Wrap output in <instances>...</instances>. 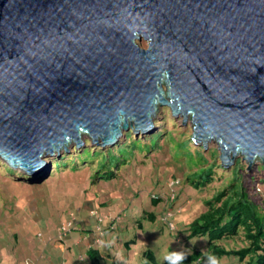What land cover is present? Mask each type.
<instances>
[{"label": "water", "instance_id": "1", "mask_svg": "<svg viewBox=\"0 0 264 264\" xmlns=\"http://www.w3.org/2000/svg\"><path fill=\"white\" fill-rule=\"evenodd\" d=\"M163 107L224 169L264 165V0H0L12 166L35 173L83 138L150 133Z\"/></svg>", "mask_w": 264, "mask_h": 264}, {"label": "rangeland", "instance_id": "2", "mask_svg": "<svg viewBox=\"0 0 264 264\" xmlns=\"http://www.w3.org/2000/svg\"><path fill=\"white\" fill-rule=\"evenodd\" d=\"M138 45L144 49L146 44L140 40ZM152 127L150 133L138 136L131 130L124 131L113 147L102 148L83 138L78 148L73 144L67 152L61 150L42 158L45 164L35 173L13 171L0 159V264H88L86 250L95 239L99 242L94 248L103 257L100 264H145L142 254L147 250L154 251L161 264L170 256L188 254L196 247L204 249L205 238L187 239L188 226L206 209L211 196L238 174L243 175L251 198L264 214V165L255 163L248 171L245 163L237 161L224 169L216 146L209 144L206 150L196 146L190 125H183L181 118L174 119L166 107L160 109ZM129 133L131 139L126 137ZM154 134L159 137L151 149L147 138ZM136 139L140 143L133 153L119 150L118 145ZM60 160L75 161L57 169L54 162ZM208 168L216 172L213 183L200 192L191 189L189 183ZM29 183L38 185H26ZM151 193L168 196L167 210L176 228L173 233L169 234L161 221L164 203L156 208L149 205ZM144 210L156 214V219L149 221ZM91 211L99 214L91 216ZM73 215L72 223L78 226L71 237L62 240L65 251H61L57 237ZM82 232L89 243L78 245ZM170 235H178L180 243ZM218 244L227 250L247 246L242 232ZM80 255L83 261L78 259ZM210 264L238 262L234 258H213Z\"/></svg>", "mask_w": 264, "mask_h": 264}, {"label": "trees", "instance_id": "3", "mask_svg": "<svg viewBox=\"0 0 264 264\" xmlns=\"http://www.w3.org/2000/svg\"><path fill=\"white\" fill-rule=\"evenodd\" d=\"M126 137H130L131 139L130 133L126 135ZM158 137V134H154L147 138L149 141V147L151 149L157 145ZM137 143H140V139L133 140L131 144L124 143L122 145H118V148L119 150H129L130 153H133V151L136 149ZM104 156L105 155H102L103 158ZM104 159H107L106 156ZM73 161H68L70 163H65L60 160L59 162H54V165L57 169L66 168L69 167L68 164L71 165ZM213 169L214 168H208L198 176V179L195 182L191 181L189 183V186L193 187L191 189L200 192L205 189L207 185L212 184L216 173ZM110 173L111 172L105 173V175ZM26 185L33 186L38 184L29 183ZM171 191L172 190L170 189V193ZM250 191L251 190H249L248 186L245 185V180L242 174H238L236 178L226 182L223 188L217 191L213 196H211L210 200L205 203L206 209L195 216L188 226L187 239L189 240L195 237L199 239L205 238V248L203 249L202 247H196L188 254L186 253L185 255L179 257L170 256L161 264H210V260L213 258H234L237 260L238 264H264V214L262 215L259 211L260 204L256 203L251 198L253 194H251ZM167 197L151 193L149 197V205H151L153 208H156L160 204L164 203L165 209L163 214L160 215L161 221L165 223L167 229L170 232L169 234H171L176 228L174 223L171 222L170 218L166 216L167 213L170 212L167 210V204L170 203ZM144 214L147 215L146 218L149 221H154L157 217L153 212L145 210ZM73 221L75 222L74 215L72 216L71 221H68L71 232L75 230V225L78 226L77 223L73 224ZM67 223H64L63 226H65ZM171 225L174 226V230H171ZM62 227L59 231V234L62 230ZM240 232L243 233V239L247 244L246 247L238 250H227L218 244L219 242L236 238ZM98 235H102V230ZM69 236L71 237V233L67 237ZM67 237L58 235V245H62V247H64L62 240ZM174 237L176 239L179 238L178 235H173L171 238L175 239ZM96 240L98 239L93 241L94 244L97 243ZM87 242L88 240L84 242L78 238L76 244L82 245L83 243ZM178 243H180V239H178ZM94 244L90 242V247H87L86 250L89 261L88 264H100L101 260L103 259L100 252L94 248ZM58 248L60 249V247ZM60 250L65 251V247L64 249ZM142 257L145 261V264H159L156 260L154 251L147 250L143 252ZM78 259L81 261L84 260L81 255L78 257ZM112 264L127 263L123 261L116 263L113 261Z\"/></svg>", "mask_w": 264, "mask_h": 264}, {"label": "clouds", "instance_id": "4", "mask_svg": "<svg viewBox=\"0 0 264 264\" xmlns=\"http://www.w3.org/2000/svg\"><path fill=\"white\" fill-rule=\"evenodd\" d=\"M52 156H53V155H52ZM0 159L3 160L5 163H7L8 166L11 167L14 171H18V170L16 169V167H14V166H12L11 164H9L5 159H3V158H1V157H0ZM239 161H240V160H239ZM221 167H222V166H221ZM20 169H21V168H20ZM21 170H23V169H21ZM25 171H26V170H25ZM28 174H29V173H28ZM171 203H172V201H171ZM178 210H179V208H178ZM90 214H91V216H96L97 214H99V212H96V215H95V212H94V211H91ZM166 216L170 218V216H171V212L167 213ZM100 220H101V219H98V222H100ZM171 230H174V226H173V225H171ZM65 232H66V233H65ZM70 233H71V230L69 229V222H68L65 226L62 227V230H61L59 236L67 237ZM62 234H63V235H62ZM65 234H67V235H65ZM81 235H82L81 240H82V241H86L88 236L86 235V236H87V237H86L84 232H82ZM96 242L98 243L99 240H96ZM58 246L60 247V249H64V247H62V245H58Z\"/></svg>", "mask_w": 264, "mask_h": 264}, {"label": "bare ground", "instance_id": "5", "mask_svg": "<svg viewBox=\"0 0 264 264\" xmlns=\"http://www.w3.org/2000/svg\"><path fill=\"white\" fill-rule=\"evenodd\" d=\"M48 156H52V155H48ZM44 157H47V156H43L42 158H44ZM42 158H41V160H42ZM17 170H21V169H19V168H16ZM41 171V170H40ZM30 173V172H29Z\"/></svg>", "mask_w": 264, "mask_h": 264}]
</instances>
